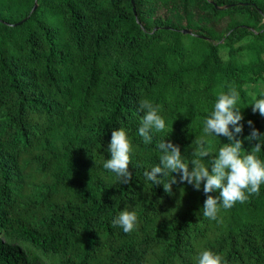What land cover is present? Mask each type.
<instances>
[{
  "label": "trees",
  "instance_id": "trees-1",
  "mask_svg": "<svg viewBox=\"0 0 264 264\" xmlns=\"http://www.w3.org/2000/svg\"><path fill=\"white\" fill-rule=\"evenodd\" d=\"M232 86L248 151L247 121L264 133L248 96L264 94V0H0V264H195L203 249L264 264V184L210 220L203 185L168 194L143 175L166 135L190 161ZM143 99L166 123L151 144ZM119 128L128 185L103 168ZM209 141L215 153L227 139ZM122 210L137 215L130 233L112 224Z\"/></svg>",
  "mask_w": 264,
  "mask_h": 264
},
{
  "label": "clouds",
  "instance_id": "clouds-1",
  "mask_svg": "<svg viewBox=\"0 0 264 264\" xmlns=\"http://www.w3.org/2000/svg\"><path fill=\"white\" fill-rule=\"evenodd\" d=\"M249 105L252 112L264 117V94L257 96L249 92ZM240 94L234 86L227 91L217 93L212 110L203 119V135L194 140L196 147L193 158L185 162L180 146L170 139L159 140L156 144L159 163L145 170L143 175L153 186H163L166 193H172V186L177 183H187L199 191L203 185V216L216 220L221 208L229 209L235 203L246 202L250 196L258 195L264 184V160L257 154L264 148V133H260L251 120L247 124L251 128L245 137L252 144L245 151L243 141L237 138L243 131L241 110L237 107ZM139 111L143 115L139 119L138 135L145 144H151L154 132H164L166 123L160 115L158 105L148 99L139 101ZM183 115V114H182ZM225 137L215 153L210 146L209 137ZM109 158L103 163V168L115 174L117 180L128 185L132 180L129 170L131 163L132 144L125 129H114L107 147ZM207 161V162H206ZM176 173L179 176L173 175ZM164 178H168L165 180ZM219 191V195L211 193ZM137 215L133 211L122 210L112 220L113 226H119L125 233L132 232L137 225ZM195 264H226L218 253L203 249L194 257Z\"/></svg>",
  "mask_w": 264,
  "mask_h": 264
},
{
  "label": "water",
  "instance_id": "water-1",
  "mask_svg": "<svg viewBox=\"0 0 264 264\" xmlns=\"http://www.w3.org/2000/svg\"><path fill=\"white\" fill-rule=\"evenodd\" d=\"M35 6H33L32 10H34Z\"/></svg>",
  "mask_w": 264,
  "mask_h": 264
}]
</instances>
